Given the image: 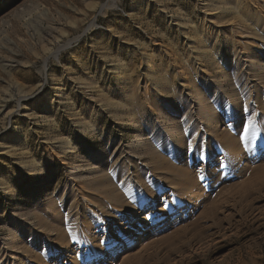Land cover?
I'll list each match as a JSON object with an SVG mask.
<instances>
[{"label":"rangeland","instance_id":"374dc122","mask_svg":"<svg viewBox=\"0 0 264 264\" xmlns=\"http://www.w3.org/2000/svg\"><path fill=\"white\" fill-rule=\"evenodd\" d=\"M254 1L0 0V246L15 220L25 219L29 210L46 212L62 193L70 179L62 159L69 165L93 167V155L108 144L113 154L118 144L128 145L146 135L156 142L157 127L164 123L152 110L138 109L147 98L142 86L162 80L165 87L161 78L167 83L172 79L174 61L183 64L192 81L197 76L193 73L197 63L191 58L195 47L216 48L218 63L222 56L231 60L229 32L218 35V25L209 20H232L251 31V14L246 11L258 9ZM221 5L229 6V12L207 17L206 9ZM257 7L264 12V0H258ZM258 31L260 38L250 40L259 46L264 34ZM251 46L246 56L264 64V50ZM245 59L249 58L230 66L220 82L201 88L206 90L205 105L214 108L222 120L220 128L231 136L228 145L209 134L195 93H182L177 81L174 99L182 109L174 113L175 119L194 157L185 154L188 161L182 162L187 161L199 191H175L169 176L161 179L145 163L134 172L137 157L128 165L129 174L123 164L111 169V161L107 166L111 177L124 174L140 180L138 215L109 219L96 210L100 214L88 219L96 221L98 229L93 232L82 227L73 231L60 217L57 224L63 222L64 230L77 233L84 245L63 246L44 258L46 264H264V85L260 93L248 88L260 83L264 71L242 70ZM227 80L234 84L233 93L220 87ZM147 95L157 105L163 103L153 91ZM162 96L169 94L164 91ZM128 107L138 109L140 130L108 109ZM235 108L242 119L238 124V117L232 116ZM184 110H191V124ZM93 125L96 130L91 132ZM65 140L74 151L63 158L59 143ZM237 144L236 153L230 146ZM31 163L35 173L28 168ZM82 194L91 199L90 193ZM123 197L131 202L128 194ZM143 237L148 240L145 245ZM24 254L19 253V261Z\"/></svg>","mask_w":264,"mask_h":264},{"label":"bare ground","instance_id":"6f19581e","mask_svg":"<svg viewBox=\"0 0 264 264\" xmlns=\"http://www.w3.org/2000/svg\"><path fill=\"white\" fill-rule=\"evenodd\" d=\"M257 1L258 0L254 1L253 4L255 8H258L255 12H252V10L246 11L251 14L250 20L252 21V24H250L254 28H250L251 31H247V29L242 27L243 25L235 26V23H233L232 20H230L231 22L227 20L223 23L216 21L214 18H211L213 20H209L213 25H218L219 29H223H218V35L221 32H229L230 37L226 38V44L233 47L234 54L231 60L226 62L224 60V57L222 56L220 58V62L218 63V61H216V57H214V55H216V48L213 47L211 49H208L202 48L200 46L195 47V49L192 51L195 56H192L191 58H193L197 63V65H195V68H193V73L197 74V76L193 78L192 81H190L189 78H187V76L185 75L183 64L179 62L175 63L174 61L175 67L171 68L172 79H170L171 77H169L167 83V78H161L163 80H166V85H169H165L164 87V85L162 84V80H156L155 84L153 85L147 84L145 87L142 86V95L147 98H145L144 104H142L143 106L140 105L139 107L141 108L138 109L152 110L154 113L159 114V118L164 123V125L161 124L159 127H157V131L155 134L156 142L149 140V137L146 135V137L142 139L138 138L133 140V142L128 145L118 144L113 149V154L110 153L108 144L93 155V167L89 166L86 168L69 165L68 159H66L65 157L68 156V151H74V148L66 140L62 141V143H59L61 144V146H59L60 155L65 158L62 159V164L68 168L70 179H68L69 181L62 188L63 191L62 193H60L58 198L52 201V203H50V205L46 208V212L29 210L26 212V214L23 215L25 219L21 218L19 220H15L14 227L11 228L10 231V236L6 238L4 237V240L0 246V264H46L44 258L49 254L57 253V251L59 249H62L63 246L66 247H63L64 249H69L73 247L74 244H76L75 246L79 248L82 247L84 245L83 239L76 238L75 236L77 235V233L73 231H75L74 229H77V227H82L86 232H93V230L96 231V229H98L95 223L96 221L93 223L88 222L90 216L97 213L100 214L96 210H99L102 215H105V218L108 216L109 219L118 216V214L120 216L121 214H131L132 218L136 217L138 215V211L136 209L139 201L138 196L143 194L141 185L139 184L140 180L136 181V178H133L135 176L124 177V174L115 176L112 175L113 177H111V175H109V172L111 171V169H114V166L115 169L118 170V165L123 164L122 167H126V172L129 174L130 169H128V165H132L134 159L136 160L137 158H139V162L132 165L134 172L138 173L139 167H143L145 163L147 167L153 170V173H157V175L160 176L161 179L164 176H169V186L172 187L175 191H193V189L194 191H199L200 187L198 186V183L195 179V175H193V173L186 167V163L188 161L187 158L190 157L192 160L194 157L190 154L191 152H189L191 151V147H189L184 140L182 128L180 126L181 124L175 119L174 113L181 111L182 108H178L180 102L178 103V101L174 99V95H176L174 93L179 88L181 89L182 93L183 91H188V93L191 92L192 94L195 93L196 100L200 104L199 117H202V119L205 121L207 127L206 130L211 136L215 135V137L220 138L221 142H223L224 145H228V141L231 139V136L228 137L229 134H227L225 130L220 128L219 124L222 120L218 118L219 115L214 110V108H212V106L207 107L205 105L207 101L203 95L206 93L204 92L206 90H203L201 88L203 87L205 89L211 82L218 80V78L226 77L225 74L227 73L228 68L242 61V58L244 57L249 59H245V66H243L242 70L251 67V71H264V64H259V60L257 62H255V60L252 61L253 58H251V56H246V52L249 50L248 46L252 45L250 48H252L253 50L255 48L253 46H258L256 45V42L251 41L250 38H256V36L258 35L256 34L257 30H260L258 31L259 34H264V12H262L261 10L262 7H257ZM223 6L218 8L213 7V9H206L205 14L207 15V17H211L217 15L219 11H228L227 8L229 6H226L227 8H223ZM251 25L248 26L251 27ZM47 33V35L51 34L49 31ZM198 44L200 45V41ZM258 47V50L263 51L264 42H260ZM262 56V58H264V54H262ZM254 64L256 65L255 67ZM238 66L239 65H237V67ZM117 70L120 71L121 68L118 67ZM156 79L159 78L156 77ZM220 80L222 81V79ZM177 81L181 82L180 84L182 87L178 88ZM229 81L230 80L224 81L223 85L220 84V87H223L228 92L233 93L235 91L234 89H232L234 87V84L229 83ZM261 85H264V78L261 79L260 83H254L248 88H253L255 93H260ZM148 88L150 90H148ZM226 90H224L223 93H225ZM148 91H153L155 99H160L161 103H163L161 105H157L158 103H154L152 99L148 98ZM164 91L169 94L168 97L162 96ZM250 97L252 98V96ZM136 105L138 106V104ZM225 105L226 104H224V106ZM137 106L133 105L132 107ZM106 108H104V111L106 110ZM108 109L120 119H129V121H133L135 128L137 130H140V121L136 120L135 117L138 110L137 108L128 107ZM190 111L184 110V117L187 118V124H191L193 122V119L190 116ZM234 111L235 113L232 116L238 117L239 120L236 121V124L241 123L242 119L241 114L239 113V109L235 108ZM198 121H200V119ZM95 128L96 126L93 125V127H89V131L94 132L96 130ZM227 138L229 139L227 140ZM190 146H192V144H190ZM230 148L236 153L240 150L238 144L235 146H230ZM185 154H189L188 157ZM184 158H186L187 161L184 160L182 162ZM111 161H114L112 166L113 168H111L110 171H107V166ZM142 163L143 165H139ZM28 168L30 169V172L35 173L36 170L33 168L32 163L28 165ZM137 185L138 187H136ZM83 192H87L88 195L90 193L91 199L87 200L86 196L82 194ZM80 193L83 196H81ZM126 194L129 195L131 202H129L127 198L123 197ZM144 198H146V196ZM85 206H87V208ZM85 214L86 218H83ZM98 214L96 216H98ZM60 217L66 218L68 220L66 224L71 225V229L73 231L67 232L66 230H64L66 228L63 227V222L57 224V221ZM114 220L115 219H113V221ZM69 236H73L71 240H69ZM56 238L59 240L58 242L60 244L55 243L57 242ZM73 240H75L76 242L72 243ZM147 241L148 240H146V237H143L142 245H145ZM22 243L28 244L23 245ZM19 253H25L24 259L22 258L23 261H19V259L21 258H19Z\"/></svg>","mask_w":264,"mask_h":264}]
</instances>
